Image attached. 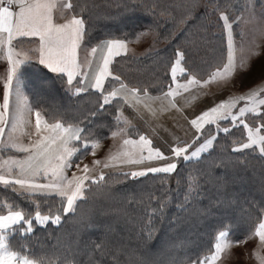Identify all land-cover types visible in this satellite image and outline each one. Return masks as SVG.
Listing matches in <instances>:
<instances>
[{
  "label": "trees",
  "instance_id": "trees-1",
  "mask_svg": "<svg viewBox=\"0 0 264 264\" xmlns=\"http://www.w3.org/2000/svg\"><path fill=\"white\" fill-rule=\"evenodd\" d=\"M244 1L71 0V3L73 14L80 13L85 20L86 44L130 40L145 30L156 34L160 44L157 50L141 57L116 58L111 70L120 81L110 83V78L107 82L109 88H118L123 83L128 88H147L149 95L156 96L166 92L171 83L170 62L175 59L177 49L185 53L183 66L194 70L199 78L225 62L226 41L208 23L209 17H217L219 11L205 16L204 7L219 5L220 10L232 17L241 13ZM191 4L198 6L189 10L186 6ZM21 80L32 108L40 110L48 122L61 120L65 125L87 127L93 138L103 137L99 142L110 138L112 131L126 128L119 119V112L126 110L123 101L118 105L114 100L98 111L99 93L77 94L68 89L65 79L35 63L25 65ZM262 122L253 116L249 123L256 126ZM222 127H229V132L218 133L214 151L209 150L211 156L202 154L199 163L181 161L170 175L105 177L98 185H91L87 202H78L75 213H61L59 224L37 225L34 221V231L23 237L18 232L13 234L11 245L30 257H48L52 264H61L64 257L69 260L75 257L80 264H89L90 260L92 264H187L212 249L220 230L226 228L230 240L249 237L258 222L252 206L260 207L264 202V159L251 150L232 151L247 140L242 125L232 127L223 122ZM208 129L214 132L215 126ZM221 178L224 185L218 184ZM193 182L199 187L190 191ZM238 188L241 194L237 193ZM121 191L140 198L131 197L127 203V195ZM116 197L119 200L122 197L121 202L111 201ZM35 199L41 201L42 214H47L49 208L54 212L60 207L59 197L45 199L36 195L26 199L0 185V213L6 212L7 204H13L34 215ZM153 209L157 211L154 213ZM99 224L106 225L105 232L102 229L81 236V231ZM117 224L123 225L122 231ZM167 226L180 229L165 233ZM95 244H101L102 249L93 251ZM158 246L174 248L171 252L165 250L158 258H149Z\"/></svg>",
  "mask_w": 264,
  "mask_h": 264
},
{
  "label": "snow or ice",
  "instance_id": "snow-or-ice-1",
  "mask_svg": "<svg viewBox=\"0 0 264 264\" xmlns=\"http://www.w3.org/2000/svg\"><path fill=\"white\" fill-rule=\"evenodd\" d=\"M197 6L191 4L186 7L191 10ZM73 7L71 2L64 3V0H0V48L5 51L4 58L8 66L3 104L0 105V144L10 145L11 148L24 153L23 156L9 157L0 162V169L3 170L0 172V185L11 188L26 199H33L37 194L45 199L60 198V207L54 212L49 208L47 214H42L39 199L34 200L36 208L34 215L20 209L18 205H6V212L0 214V264H52L48 257H30L22 250H17L11 245L10 237L17 232L22 237L32 233L34 221L37 225L61 223V213H75L78 202H87L91 185H98L105 179L104 171L97 174L95 167L90 169L88 164L81 166L73 159L74 157L82 159L89 149L92 155H95L99 139L103 138H93L87 127H80L79 124L65 125L61 120L50 124L38 109L34 112L36 139L33 140L29 135V142L24 143L17 135V132L23 134L24 128L31 124L19 109L12 115L9 126V92L13 80L19 88L22 66L35 59L39 65L50 73L57 74L60 79L66 77L68 89H72L73 81L76 80L79 85L75 89L77 94L87 92L89 89L99 93L98 111L105 109L106 105H111L114 100L119 105L121 101L127 103L129 96L139 100L141 94L144 97L149 95L147 88H128L120 83L117 89L109 88L106 84L109 78L110 83L120 81V77L113 74L110 66L114 57L127 54L129 41L125 39L103 41L91 47L83 59L80 58L82 41L86 33L85 20L80 13L71 14L70 10ZM251 7L252 5H249V8ZM213 10L219 11V20L223 22L226 33V61L215 66L207 79H198L194 70L183 66L186 63L185 53L179 49L175 51V59L170 62L171 83L167 91L161 95L170 100L171 107L177 112H182L174 99L179 95L180 89L187 91L190 86H203L212 81L231 78L237 71L233 25L241 21L242 17L237 16L231 20L225 11L220 10L219 5H213ZM80 11L83 12V8ZM57 12L61 14L60 17L56 16ZM204 15H208L207 10ZM61 18L62 22H59ZM134 35L139 37L144 33ZM259 35L264 37V26L259 29ZM19 38H34L28 41L36 44V48L30 50L32 55L17 51L14 41H18ZM257 47L254 41L249 44L247 56L241 59L240 67H245L247 58L256 54L253 50ZM98 52L99 57L94 59ZM178 68L180 76L186 77L182 81L178 77ZM258 70L264 76V59H260ZM239 101H244L243 106L238 107ZM31 111L29 109L30 113ZM247 114L264 121V88L258 87L238 98L221 100L190 120L185 117L187 123L194 129L190 141H181L177 138L175 143L168 144V148L162 150L160 146H153L148 136L138 133V139L130 136L124 138L118 151L109 154L103 162L94 159L92 165L102 164L103 168H109L115 164L141 165L145 161H159L158 166L140 167L122 174L125 178L131 176L133 179L145 177L149 173L170 175L177 170L178 161L199 163L202 154L211 156L209 150L214 151L213 145L218 133H228L230 130L229 127H222V122H228L232 127L242 125L247 132L246 142L239 143L232 149L233 152L252 149L264 159V134H261L264 133V122L257 124L254 131L246 121ZM207 125H214L215 131L206 128ZM6 130L5 141L3 137ZM121 134L126 135L124 129L111 132L112 137ZM77 153L80 155L77 156ZM73 166L76 170L69 176L68 172ZM198 187V183L195 182L189 185L190 191ZM162 207L163 205L161 209ZM252 207L256 212L255 220L258 221L254 224L252 234L258 237L261 246H264V202L260 207ZM156 211L153 209L154 213ZM228 236L229 231L226 228L220 230L212 249L205 255L191 259L187 264H216L232 244L242 242L239 239L229 240ZM102 247L101 244H95L93 251L101 250ZM258 259L264 264V257L258 256ZM61 264H80V261L75 260V257L71 260L64 257ZM89 264H92L91 260Z\"/></svg>",
  "mask_w": 264,
  "mask_h": 264
},
{
  "label": "rangeland",
  "instance_id": "rangeland-1",
  "mask_svg": "<svg viewBox=\"0 0 264 264\" xmlns=\"http://www.w3.org/2000/svg\"><path fill=\"white\" fill-rule=\"evenodd\" d=\"M216 4V2H215ZM249 5H252L249 8ZM205 11L207 10L208 13L213 12V6H207L205 4ZM223 10V9H221ZM224 11V10H223ZM234 13V12H233ZM241 16V21L234 23L233 25V36H234V49H235V58L237 63V71L233 74L231 78H225L223 80H216L212 81L207 85L203 86H190L187 91L180 89L179 95H177L174 99L176 104L181 107L182 112H177L173 109L170 105V100L165 98L163 95H148V97H144L142 94L139 97V100L129 96L128 102L125 103V111L119 112V119L125 123L126 128L124 129L126 135L121 134L117 137H110L108 141L98 144L95 150V155H92L91 149L83 156L82 159H77L74 157L73 159L76 162L80 163L81 166L83 164H88L90 169L95 167V171L98 174L99 171H104L105 177H113L118 174L123 175V172H129L131 170H136L140 167L146 166H158L159 161H145L141 165H122V164H115L113 167L103 168L102 164L93 166L92 161L101 160L102 162L105 158L111 154L115 153L121 148L122 140L124 138H128L129 136L133 139H138V133H143L144 135L148 136L152 142L153 146H160L162 150H166L168 148V144L175 143L177 138L179 140H191L192 134L194 129L187 123L185 117L189 120L193 118L195 115H198L201 111L205 110L213 106L215 103H218L221 100H228L232 98H238L241 95H245L253 89L256 88H264V76H262L259 72V64L260 59H264V37L259 35V29L264 26V0H245L244 1V8L241 10V13L236 12L233 16L230 17L231 20H234L235 17ZM208 23L211 27H213L214 32H221L224 40L226 41V33L223 29V22L219 20V12L217 17L214 18L209 17ZM219 20V21H217ZM213 25V26H212ZM153 36L154 33H150ZM147 35V34H146ZM151 35V36H152ZM255 42L258 47L253 51L256 53L251 55L246 60L245 67H240V61L243 57L247 56L248 53V46L251 42ZM150 43L151 48L145 50L146 53L152 52L157 50L160 47V44H157V41L148 42ZM17 47L21 48H29V43L18 42ZM159 45V46H158ZM227 45V41H226ZM227 49V47H226ZM139 52V51H138ZM227 52V50H226ZM5 57L4 49L0 48V98H3V91L4 86L6 83L7 78V60ZM227 57V55H226ZM259 57V58H258ZM226 61V60H225ZM26 64V63H25ZM25 64L22 66V69L25 67ZM21 69V71H22ZM207 74L202 79H207ZM178 77L182 81L186 77L180 76L179 68H178ZM198 79H201L198 77ZM13 87H17L16 81L13 80ZM19 88H24L23 83L20 77V86ZM244 101L238 102V107L243 106ZM147 105V106H146ZM253 115L247 114L246 121L249 123ZM223 123V122H222ZM11 125V124H10ZM252 126L253 130L255 131L256 126ZM210 126V127H209ZM214 126V125H213ZM131 127H135L136 129H129ZM212 125H207L206 128H211ZM210 130V129H209ZM264 134V133H261ZM4 140H7V130L4 136ZM9 146H5L0 144V150H4ZM251 150L252 149H245ZM242 150V151H245ZM4 154V153H3ZM79 154V153H77ZM167 154V153H166ZM78 156V155H77ZM9 157H20L19 153L15 154L14 151H6L4 156L0 155V162L3 160L8 159ZM181 161H178L179 164ZM73 169L68 172V175H71ZM3 170L0 169V172ZM157 175L149 173L147 176ZM161 175V174H158ZM120 176V177H121ZM131 177V176H130ZM142 178V177H138ZM116 179L117 181L119 178H110ZM224 179H220L218 184H223ZM90 183V182H86ZM256 182H254L255 184ZM259 183H261L259 181ZM262 184V183H261ZM240 188H238V194H241ZM122 195H127V203H129L131 197L138 200L140 195H131L128 194L126 191H121ZM38 195V194H37ZM120 197V196H118ZM122 197L120 200L116 197L115 199H111V201L121 202ZM221 202L224 201L223 198H220ZM227 203V202H226ZM5 213V212H4ZM0 213V214H4ZM64 214V213H63ZM68 214V213H67ZM171 227L167 226L165 229V233L171 232V230L178 231L180 227H174V229H169ZM106 231V225L99 224L96 227L89 226L85 231H81V236L91 233H98L99 230ZM117 229L119 231L123 230V225L117 224ZM117 231V230H116ZM116 233V232H115ZM243 244H250V241L241 242L237 244L238 250L242 248ZM162 245V244H161ZM167 249L164 247L158 246L155 247L149 255V258H158L161 254L164 253L165 250L167 252H171L174 247L167 246ZM251 255V253H249ZM216 264H249V261L245 258L243 252H237L234 256L230 254L228 249L226 250L225 254L222 255L221 259L216 262Z\"/></svg>",
  "mask_w": 264,
  "mask_h": 264
},
{
  "label": "crops",
  "instance_id": "crops-1",
  "mask_svg": "<svg viewBox=\"0 0 264 264\" xmlns=\"http://www.w3.org/2000/svg\"><path fill=\"white\" fill-rule=\"evenodd\" d=\"M69 2H71V0H64V3H69ZM65 11H68V10H65ZM70 11H71V14H73L72 9ZM60 15L61 14L59 12L56 13L57 17H60ZM59 22H62V18L59 20ZM140 33H144V35L139 36V37L136 36V37H134V38H132L130 40H127V41H129V43L127 45V47H128L127 54H124V55H121V56L141 57V56H144V55H146L148 53H151V52L146 53V51H145V50H148L149 48H151V46H152V45H150V43H147V41L148 42L149 41L150 42L151 41L154 42V40L157 41L156 34L153 31H151V30L141 31ZM150 33H154L155 36H153ZM29 39H33L34 40V38H19L18 41H14V44H15L16 49H17L18 52L27 53L29 55L33 54L30 50H33V49L36 48V44L34 42L30 43V47L28 49L27 48H21V47L18 48L17 45H16L19 41H27L28 42ZM157 44H158V41H157ZM97 45L98 44H93V45L86 44L85 41L83 40L82 41V49L80 50V58L83 59L87 55L88 50L91 47L97 46ZM99 55H100V53L98 52L96 54V58H94V59H97L99 57ZM121 56L114 57L113 58V62L116 60V58H119ZM30 63L38 64V61L33 59ZM6 64H7V62H6ZM26 64H28V63H26ZM40 66H42V65H40ZM7 69H8V66H7ZM52 74H54V73H52ZM54 75H57V74H54ZM64 79L66 81V77ZM107 82L108 81H106V84H107ZM78 86L79 85L77 84V81L74 80L73 81V87H72L71 90L76 93L75 89ZM85 86H87V85H85ZM117 89H119V87ZM88 91H93V90L89 89ZM2 104H3V98L2 99L0 98V105H2ZM18 109L22 112V115H23V117L25 119L31 121V124L24 128V133L23 134L20 133V132H17V135L20 137V139L24 143H28L29 142V139H28L29 135L32 136L33 140L36 139V134H35V115H34L35 110L32 108V106L30 104V101L28 99V96H27L26 92L24 91V89L12 86L11 89H10V92H9V113H8L9 126L11 124L12 115L15 114ZM29 109L32 110L31 113L29 112ZM48 123L52 124L54 122H48ZM45 134H48V133H45ZM3 139H4V137H3ZM109 139H111V138H109ZM109 139H106L104 141H100L99 144L103 143L105 141H108ZM6 151H14L15 154L19 153L20 156L24 155V153H21L18 150L13 149L11 147H8V148H6L4 150H0V155L4 156V154H6ZM241 241H242V243L243 242L247 243L248 241H250V244H243L242 248L239 249V250L237 248V244H232L230 246V248L228 249L230 254L233 255V253H234V256H235V254L237 252H243L245 258L249 261V264H261V261H260V259H258V256L259 257H264V246H261L259 238L252 234L249 237H247V238H245V239H243ZM249 253H251V255H249Z\"/></svg>",
  "mask_w": 264,
  "mask_h": 264
}]
</instances>
